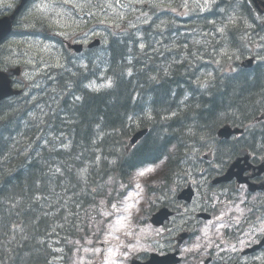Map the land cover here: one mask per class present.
<instances>
[{
  "label": "trees",
  "instance_id": "trees-1",
  "mask_svg": "<svg viewBox=\"0 0 264 264\" xmlns=\"http://www.w3.org/2000/svg\"><path fill=\"white\" fill-rule=\"evenodd\" d=\"M242 10L252 11V4L243 0ZM242 40L248 42L243 36ZM108 43L105 56L110 60L107 71L114 77L111 88L97 93L83 91L78 102L67 97L66 119L53 118L52 127L34 118L24 123L12 120L28 139L39 135L32 147L21 148L13 140L19 132L11 136V132L0 130V146L12 143L10 148L0 147V264H52L63 259L70 240L87 229L81 227L87 206L103 208L102 203L111 200L109 195L116 197L120 188H126L137 168L164 160L165 175L188 166L189 158L193 173L198 174L194 160L199 154L190 157L187 145L198 144L217 152L212 145L217 142L216 129L223 124L250 125L246 131L249 139L229 141L232 145L225 148L224 157L214 154L216 164L233 158L239 143H243L241 148L253 150L257 140L264 142V122L252 124L264 111V55L251 69L238 68L224 78L217 76L201 91L202 85L196 82L198 70L206 64L191 65L188 57L177 54L174 60L182 61L171 63L168 73L166 69L159 74L148 63L149 58L130 45L132 40L126 46V38L113 37ZM134 55L139 59H133ZM175 69L179 72H173ZM151 74L157 75L149 79ZM26 109L30 112L33 106ZM144 127L149 129L145 137L126 153V140ZM4 132L6 135H1ZM51 135L59 138L53 149L40 145ZM95 142L102 152L100 169L89 159L94 157ZM72 166H76L78 182L60 181L58 175L65 176ZM107 186V193L98 194L107 191ZM257 213L264 217V195L258 197ZM55 223L63 227L57 236L49 232Z\"/></svg>",
  "mask_w": 264,
  "mask_h": 264
},
{
  "label": "rangeland",
  "instance_id": "rangeland-1",
  "mask_svg": "<svg viewBox=\"0 0 264 264\" xmlns=\"http://www.w3.org/2000/svg\"><path fill=\"white\" fill-rule=\"evenodd\" d=\"M41 1L43 0L31 1L29 12L21 19L22 22L17 24L16 29L24 32L26 24L23 22L31 14L37 16L38 20L45 21V17L48 26L54 25L59 31L49 33L56 38L48 41L36 38L38 41L28 42L22 48L19 57H12L11 67L20 66L24 71L15 86L23 88L25 96L10 100L0 108V130L3 128L6 132H11V136L19 132L20 135H16L13 140H17L21 148L32 147L39 139V135L28 139L23 135L22 130L16 129L12 120L17 119L18 122L24 123L25 120L32 119L33 117L22 116L33 114L27 111L28 106L39 109L41 117L47 119L48 112L44 108L42 95L48 100L52 111L49 117H56L57 110L64 105L62 100L65 97L74 96L76 99H82L83 91L99 92L111 86L114 77L107 71L108 59L105 54L107 55L108 51H105V48L108 49L110 45L108 42L113 37L126 38V46L132 40L130 45L146 59L149 58L148 63L153 64L159 74H163L171 63L182 61V59L174 60L177 54L188 57L191 65L206 64L200 65L198 70L199 78L196 82L202 85L201 91L205 90L206 83L214 81L217 76L224 78L225 75L237 71L244 59L253 57L260 60L261 55H264V27L262 26L264 18H258L254 11L247 10L244 13L243 0H224L223 3L221 0H94L90 17H88L90 10L85 6L89 0H80L76 4L67 0H46L47 4ZM19 4L20 0H0V7L4 10L11 5ZM74 6L79 8L83 19L61 30L60 19L64 14L73 19ZM28 33L34 36L30 31ZM42 36L38 35V37ZM80 36L85 41L93 37L100 38L103 45L97 51L73 55L63 49L57 41V37H66L65 39L69 41H80ZM242 36L248 41L247 43L244 44ZM20 38L24 39L26 35L16 34L13 42H21ZM8 52L9 50L7 54ZM7 54L6 57H8ZM132 58L139 59V55H134ZM168 72L167 69L165 73ZM173 72L178 73L179 70L175 69ZM130 73L129 70L127 75ZM156 75L151 74V78H147L154 79ZM32 87L44 88L39 100L36 99L37 94H30V91H34ZM186 100L187 97L182 103ZM192 125L193 123L189 124L188 128ZM1 135L6 134L4 132ZM3 138L6 139L5 136ZM58 141L59 138L51 135L49 140H43L40 145L46 144L51 149ZM11 146L12 143L5 142L0 147L2 149ZM94 146L92 151L94 157L89 159L100 169L99 160L102 152L98 148V142H95ZM189 146L192 151L189 150ZM65 147H68V144ZM185 151L191 153L190 157L196 154L202 156L210 152L208 148H201L198 144L191 145V143L187 145ZM189 161H191L190 158L187 162ZM79 162L81 161L78 160ZM52 171L56 172L54 169ZM76 171V166H72L65 176L58 175V179L75 184L78 182L75 176ZM164 172L163 162L143 167L131 174L127 192L121 200L111 206H107V201L102 203L104 208L100 209V213L96 206H87V212L83 214L82 226L92 228L91 234L76 237L72 241L74 250L67 262L53 264H121L124 262L128 255L123 256L121 260L117 259L109 254L108 247L113 244L121 247L114 239H127L131 236L129 232L132 233V237H139L149 228L148 219L146 218L145 224L143 219L146 214L154 213L156 208L150 209L148 203L157 201V198L151 195L152 190L150 194L148 193V188H154ZM84 176L82 173L81 177L84 178ZM108 191L107 186V191L98 194L104 195ZM69 197L71 198V195L67 198ZM109 197L114 199L113 195ZM240 204L241 202L230 206L218 204L219 211L209 222L213 228L211 237H223L224 230L230 225V220H224L223 215L232 217L233 222L240 220L244 214V208ZM255 220L257 229L254 234L260 237L264 233V217L257 213ZM148 236L153 237V231H148ZM246 242V240L243 241L244 247ZM133 246L136 247L129 255L142 250L139 247L140 244ZM260 258L261 255L258 256L257 261Z\"/></svg>",
  "mask_w": 264,
  "mask_h": 264
},
{
  "label": "flooded vegetation",
  "instance_id": "flooded-vegetation-1",
  "mask_svg": "<svg viewBox=\"0 0 264 264\" xmlns=\"http://www.w3.org/2000/svg\"><path fill=\"white\" fill-rule=\"evenodd\" d=\"M31 1L28 0L26 7L19 10L18 15L12 20V30L9 34L7 42H10L11 38L14 39L16 34L24 33L26 38L21 42L18 41V45L11 42L10 50L7 53L0 51V70L9 71L12 67V57H19L22 48L30 41H38L37 39H49L56 38L49 33L59 31L58 27L47 24V20H38L37 16L29 15L23 22L26 24L24 32L16 29L17 24L21 23V19L29 12V6ZM40 2V0H37ZM73 4H76L80 0H67ZM93 1L85 5L90 10L88 17H90L93 7ZM41 3L47 4L46 0ZM17 6L11 5L10 8L0 11V18H9L13 14ZM75 15L73 19L64 14L61 21V30L73 25L77 20H82V14L79 12V8L73 7ZM34 34L29 35L28 32ZM38 35H43L38 37ZM66 37H57V41L61 47L73 55H83L88 52L97 51L98 48L92 47L100 38L93 37L92 39L85 41L82 37H79L80 41H69ZM27 41H26V40ZM103 45V42L101 43ZM94 49V50H93ZM6 54L8 57H6ZM91 57L93 55H90ZM68 57V56H67ZM49 81V80H48ZM10 82L16 85L17 80L10 78ZM242 135L238 138H244ZM240 156V154L238 155ZM237 156V157H238ZM236 157V158H237ZM264 146L261 152H250L249 163L247 170L244 171L243 176L247 177V182L258 185L255 191L248 189V183L246 181L238 182L236 179H232L228 182H221L218 185H212V181L215 177H219L228 168L231 159H223L222 162L215 164L214 161L207 160L206 158L198 157L194 160V163L199 166V173L196 177L192 170L193 166L180 168L181 172L173 175H168L166 178H171V183L166 180H160L156 185V189L151 192L153 197L157 198V201H153L149 204V208H156V211L166 208L168 215L163 219V223L157 227L150 225L146 231L139 237H132V233L129 238L124 240L114 239L118 241L116 247L115 244L108 247L109 254L117 259H122L123 256L128 255L127 259L121 264L132 263H145L152 254L156 255L157 264H244L243 255V241L246 240V245L250 244L257 235L254 234L255 223L247 220L244 222H233L232 217L223 215L224 220H230V225L224 230L223 237H211L213 228L209 223L213 219V215L218 211L215 204L218 203L220 197H225L223 205L230 206L233 203L241 202V207H249L250 204L258 206V196L264 195ZM261 164L260 168L257 166ZM186 170L187 172H185ZM258 170L261 172L259 174ZM215 173L213 176H207L205 172ZM191 186L194 189V194L187 200H180L178 195L181 191ZM176 188V189H174ZM215 191H220L223 195H219ZM150 194V191H148ZM199 197H201L199 199ZM200 205V206H199ZM252 205V206H253ZM206 212L210 214V220L198 219L197 213ZM152 214V213H151ZM146 214L143 222L145 224L146 218L151 215ZM208 222V223H206ZM88 229H83L80 232L79 237L88 236L90 233ZM148 231H153L154 236H148ZM140 244L142 250L129 255L131 250L134 249L133 245ZM104 247V246H103ZM102 247V248H103ZM149 247V249H145ZM120 262V261H119ZM257 264V263H248Z\"/></svg>",
  "mask_w": 264,
  "mask_h": 264
},
{
  "label": "water",
  "instance_id": "water-1",
  "mask_svg": "<svg viewBox=\"0 0 264 264\" xmlns=\"http://www.w3.org/2000/svg\"><path fill=\"white\" fill-rule=\"evenodd\" d=\"M99 43L97 42L95 45H98ZM253 65V60L252 59H248L245 60L242 64L241 67L247 69V68H251ZM8 85L7 82L2 79V76L0 74V101L4 98H6V96L8 95V93L5 92V89H7ZM258 120H264V114H262L260 117H258ZM243 132V130L238 129L237 127L232 128L229 125H223L222 127H220L217 130V136L219 139H229L231 135L233 134H241ZM147 133V129H143V130H139L137 132H135L132 137L129 139L128 145L126 147V149L131 148L133 145H135L139 140H141L145 134ZM244 155H246L245 152H243ZM207 159H209V157L207 156ZM247 158H245L244 160H246ZM241 158L236 159V161L230 165V167L227 169L225 175H223L222 177L216 179L213 181V183H219V182H227L230 181L232 178H236L238 181H247V179L245 177H243V173L245 170H247L248 168L244 166V164H240L241 162ZM263 165V164H262ZM260 166H258L257 168H260ZM261 171L258 170L259 174ZM257 188V186H253L252 187V191H254ZM190 188H187L186 190H184L182 192V194L180 195V198L183 199H188L190 198V194L192 193L191 190H189ZM167 214L166 210H160L159 212H157L156 214H154L150 221L152 224L154 225H160L163 223V218L165 217V215ZM264 244V237L263 239L260 241V243L258 245H255L252 249L245 251V253H250L253 252L255 250H258L260 247H262ZM137 264V263H134ZM146 264H157V258L155 256H151V259L149 262H147Z\"/></svg>",
  "mask_w": 264,
  "mask_h": 264
},
{
  "label": "bare ground",
  "instance_id": "bare-ground-1",
  "mask_svg": "<svg viewBox=\"0 0 264 264\" xmlns=\"http://www.w3.org/2000/svg\"><path fill=\"white\" fill-rule=\"evenodd\" d=\"M27 2H28V0H20V4H19L17 7L20 8V9L25 8ZM16 16H17V15H15V16L10 15L9 18H2V20H3L4 22L12 21V20H14V19L16 18ZM11 30H12V27L10 26V27H8L7 29H4V30L2 31V34H3V35H6V36H9ZM98 43L101 44V41L99 40ZM92 47H97V45H94V46H92ZM112 84H113V83H112ZM102 91H104V90H102ZM89 92H90V93H97V92H93V91H89ZM99 92H101V91H99ZM69 97H70V96H69ZM66 98H67V97H65V99L62 100V102H64V101L66 100ZM70 98H71V101H72V102H78V101L81 100V99H76L74 96H73V97L71 96ZM132 133H133V132H132Z\"/></svg>",
  "mask_w": 264,
  "mask_h": 264
},
{
  "label": "snow or ice",
  "instance_id": "snow-or-ice-1",
  "mask_svg": "<svg viewBox=\"0 0 264 264\" xmlns=\"http://www.w3.org/2000/svg\"><path fill=\"white\" fill-rule=\"evenodd\" d=\"M141 175H143V173H141Z\"/></svg>",
  "mask_w": 264,
  "mask_h": 264
}]
</instances>
